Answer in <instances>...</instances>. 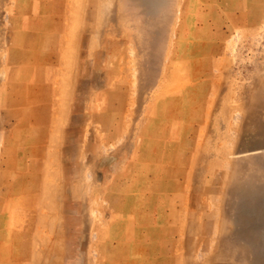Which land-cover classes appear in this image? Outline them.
<instances>
[{"label": "rangeland", "instance_id": "374dc122", "mask_svg": "<svg viewBox=\"0 0 264 264\" xmlns=\"http://www.w3.org/2000/svg\"><path fill=\"white\" fill-rule=\"evenodd\" d=\"M0 264H264V0H0Z\"/></svg>", "mask_w": 264, "mask_h": 264}]
</instances>
